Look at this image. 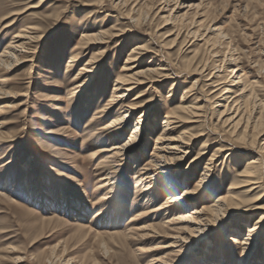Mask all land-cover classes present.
<instances>
[{"label": "rangeland", "instance_id": "1", "mask_svg": "<svg viewBox=\"0 0 264 264\" xmlns=\"http://www.w3.org/2000/svg\"><path fill=\"white\" fill-rule=\"evenodd\" d=\"M118 1L0 0V53L18 31L35 28L34 41L27 44L28 53L22 55L31 60L8 71L0 68V80L5 79L0 89L16 95L0 99V264H158L163 260L169 264H202L203 253L215 256L209 264L222 260L223 264H239L240 245L222 242L230 231H239L240 236L246 233V215L231 218L210 239L173 255L171 250L177 248L165 245L184 223L162 230L158 227L161 237L141 239V227L161 224L167 218L152 212V201L139 192L141 186L132 177L134 165L147 162L152 152L154 134L150 129L159 128L163 116L180 104L181 95L187 91L197 93L202 111L180 129L202 135L180 163L176 180L181 183L185 176L188 187L194 186L214 150L228 149L213 160L208 171L210 184L196 200L200 208L211 204L228 180L241 172L248 154L239 141L233 140L232 130L220 135L217 110L222 108L214 104L215 92L208 94L213 87L205 79L209 73L223 75L216 72L219 66L229 73L238 64L242 69L234 76L240 75L252 93L247 115L264 114L260 106L264 105V0H172L168 5L160 0H141L130 17L125 11L135 2L126 0L127 5L114 8L112 4ZM209 27L217 31L205 32ZM194 30L197 34L193 40L189 33ZM101 31L109 34L104 35L103 43L79 49L84 33ZM111 32L120 35L112 37ZM210 35L215 37V49L200 40ZM140 44H146L150 53L126 64L130 51ZM77 50L79 57L66 71L69 54ZM228 55L237 62L228 64ZM91 56L97 59L93 82L72 96L70 81ZM161 63L166 64L170 77L138 86L128 97L129 102L141 106L130 114L123 139L130 135L140 113L148 109L132 150L138 159L130 154L115 165L106 161L105 152L93 154L110 143L97 138L91 141L100 126H91L90 117L95 107L103 106L109 98L113 79L119 73L157 68ZM124 65L134 68L123 71ZM201 74L204 79L195 82ZM137 95L141 96L131 100ZM115 113L102 120L108 122ZM257 140L261 143L264 136ZM202 149L205 156L192 165L191 158ZM107 172L111 174L109 181H99ZM170 175L157 180L161 199L155 204L164 201ZM6 178L11 184L3 186ZM181 184L180 192L185 187ZM105 193L114 195L109 209L108 200L98 202ZM256 204L264 205V193ZM97 210L105 211L95 216ZM262 243L248 264H264Z\"/></svg>", "mask_w": 264, "mask_h": 264}, {"label": "bare ground", "instance_id": "2", "mask_svg": "<svg viewBox=\"0 0 264 264\" xmlns=\"http://www.w3.org/2000/svg\"><path fill=\"white\" fill-rule=\"evenodd\" d=\"M140 1L141 0H132V2H135V4H133L128 9V11L124 10L127 17H130V12L136 11L135 6H137ZM160 1L161 3H164V5H168L172 0ZM120 4L127 5L126 0H119L112 5L115 8ZM163 25H166V22ZM34 29V27H25L24 29H21L16 34H14L4 50L2 49L3 51L0 53V68L3 67L8 71L11 68H14L15 66H18L27 61L28 58L23 59L22 55L24 53H28L27 44L34 41ZM213 31H217V28L209 27L205 30V32L207 33ZM105 34L109 35L108 33L102 31L93 34L84 33L82 35L83 42L81 41L82 46L79 49L83 47L86 48L89 45H98L103 43ZM189 34H193V40L196 39V30L191 31ZM110 35L112 37H116L120 34H112L111 32ZM177 35L178 33L175 35V37H177ZM204 36L202 38L200 37V40H203L205 45L209 46V49H215V37H212L210 35L209 37L203 39ZM219 36L220 35H217V37ZM146 52H149L146 44L134 46V48L129 53L131 55L126 58L125 63L127 64L136 61L138 57L145 55ZM217 52L218 51L215 50V54ZM79 54L80 52L78 53V50L76 53L72 52L71 54H69V59L67 60L65 65L66 71H69L71 69L73 62L77 57H79ZM98 54H101V52ZM93 56H91V58L87 60V62H85V64L80 68L76 75L74 74L75 76L72 75L74 77H71V86L69 85L71 87L70 90L72 96L75 95L77 91H81L83 88L91 85V83L93 82V72L96 68V65H94V63L97 60ZM228 56V64L237 62H235L233 60L234 58H231L230 55ZM30 60L31 59H28V61ZM223 62H225V60H223ZM205 64L202 67H204ZM130 66L131 65H124L122 70H131L132 68H134ZM202 67L200 69V72L203 70ZM219 67L220 69L216 72L222 71L223 75H220L219 73L217 75H215L216 73L206 74L208 77L205 80L210 81V86L213 87V90H211L208 94L215 92V94L213 95L215 96L214 98L216 100L214 101V104L217 107L222 108L221 110H217L219 113V127H222L221 130H219L220 135H224V133H228V130H232L231 132L235 137L233 138V140L239 141L242 148L245 149L243 150V152L248 154L246 155V159L243 163V168L240 173L228 180L227 187L223 189L222 192L218 193L211 204L198 208L195 205L197 202L196 200L200 196H202V194H204L210 184L208 171H210L211 169L213 160L218 157L219 152L228 150L224 148L215 149L211 156L207 159L208 161L205 162V165L203 166V169L200 173L201 177L196 184L194 183V186L188 187L190 182H188L185 176H183L184 179L181 183H183V186L185 187L180 192V187L182 186V184L178 180H176L180 177V171L178 170V168L182 160H184L192 152V145L202 135L201 132L194 133L186 129H180L185 122L194 117L201 116L202 104L199 105L197 103L199 99L195 95L196 92L193 91V87H190V91L192 90L193 92L187 91L186 93L181 95L180 104L170 109L163 116L161 122L162 124L159 126V128L150 129L153 132L154 136L152 138V152L149 155V159L146 160L147 162L134 165L133 167L132 178H134L135 181L138 182L139 187L141 186L139 192L141 194H147L146 200H148L149 202L152 201L151 206L155 207L152 212H157V214L163 215V218H167V221H164L161 224H153L149 227H141L143 233L141 234L140 238L143 239L161 237V233L158 227H160L162 230V228L167 227V225L182 222L184 223V225L178 227L179 231L170 237L172 241L169 242V244L165 245V247L168 248H177L176 250H171L174 255L178 254V252H180L182 249L210 239L216 233V229L219 228L222 224H225L227 221L229 222L231 218L246 215L249 219V223H247L245 228L246 233L240 236L239 231H230L231 234L224 237L222 244H239L240 248L242 249V257L238 263L248 264L250 263V261H252L251 259L257 245L263 242L262 244L264 248V205L256 204L262 199V195L264 193L262 190V188L264 187V140L261 143L259 142L260 140H257L258 137L260 138L264 136V114L262 111H260L257 112L256 115H252L253 112L247 115V106L251 100L252 93L249 92V84L246 83L240 75L234 76L237 70H240L242 68H240L238 64H235V68H232L229 73H227V68L223 66ZM168 71L169 69L166 67V64L161 63L158 64L157 68L147 66L145 69L138 70L133 73H119L118 76L113 79L109 98L105 103H102L104 104L103 106L99 105L95 107V111H93V114L90 117L91 126H100L97 131H94V134L92 135L93 138L92 140H90L93 141V139L95 138L101 140L106 139L109 140L110 143L108 144L107 148H98L93 152V154H101L102 152H105V158L107 159L106 161L113 164L115 163V165L116 162L118 163V161L126 159L130 154L131 158L138 159L137 157L132 156V150L138 143L139 136L141 135L140 129L142 128V123L147 117L148 109L140 113V115L137 117L138 119L136 120V123L131 126L132 128L130 135L127 138L123 139V131L125 126L128 125L130 114L133 113V109H135L137 106H141L139 104H136V102H129V94L138 86L144 85L147 82H161L169 78L170 74ZM214 76L218 78L212 80ZM204 77L205 76L201 74L199 78L195 80V82L200 81L201 83V80H203ZM4 81L5 79L0 80V83L3 84ZM141 95H137L131 100H135ZM192 95H194L193 98H190ZM14 96L16 95H12L10 94V92H6L0 89V99ZM54 98L56 97L54 96ZM96 104H98V101ZM252 106L254 107V105ZM255 106L257 107L258 105L255 104ZM260 106L264 108V105L261 103ZM114 108L117 109L114 110ZM112 111H116V115L108 122L103 121L102 118L108 117ZM141 117H144L143 120H140ZM1 137L0 141L2 140ZM226 137L228 142V136L226 135ZM201 146L205 145L202 144ZM205 154L206 151L204 149L196 153V155H194L190 160L191 164L197 165L199 161L205 156ZM142 156L143 155H141V158ZM136 162L139 161L133 160V163ZM25 166L26 165H23L22 167L23 172L26 171ZM110 172L112 171L110 170ZM165 175H170L171 181H169L168 185L166 186L165 197L163 198L164 201L155 204L154 202H157L161 199V196H159L160 188H158L159 184L157 183V180L159 179V177L163 178V176ZM110 177L111 174L107 172L104 175L102 174L100 176L99 181L108 182ZM10 184V178L4 179L3 186H8ZM113 197L114 195L108 196L105 193L98 202L108 200L109 202L106 209H109ZM104 211L97 210L95 216L103 214ZM149 213L147 214L149 215ZM169 216H172V218H169ZM112 220L115 222L114 219ZM207 244L209 245V241L207 242ZM203 254L204 258L202 264H209L210 262L214 261L215 256H210V258L209 256H205V253ZM219 254H221L220 251ZM224 258L225 257L222 256V259ZM222 261L217 264H223ZM158 264L169 263L166 260H163L159 261Z\"/></svg>", "mask_w": 264, "mask_h": 264}]
</instances>
